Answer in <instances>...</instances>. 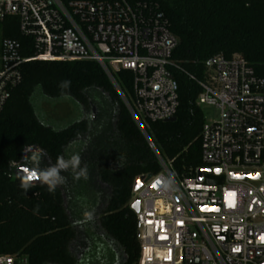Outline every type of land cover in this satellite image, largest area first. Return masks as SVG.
Instances as JSON below:
<instances>
[{
	"label": "built area",
	"instance_id": "2783aa9c",
	"mask_svg": "<svg viewBox=\"0 0 264 264\" xmlns=\"http://www.w3.org/2000/svg\"><path fill=\"white\" fill-rule=\"evenodd\" d=\"M8 17L17 19L27 44L1 42L0 112L24 62L95 61L156 155L160 169L134 178L128 202L135 264H264V78L239 55L213 59L206 78L196 80L195 104L217 108L219 118L200 134L204 166L177 175L145 130L172 119L179 105L168 70L178 39L157 1L0 0V22ZM23 46L33 53L22 56ZM118 71L131 73L127 97ZM165 177L174 181L171 189L162 187ZM0 264L25 260L0 255Z\"/></svg>",
	"mask_w": 264,
	"mask_h": 264
},
{
	"label": "trees",
	"instance_id": "16d2710c",
	"mask_svg": "<svg viewBox=\"0 0 264 264\" xmlns=\"http://www.w3.org/2000/svg\"><path fill=\"white\" fill-rule=\"evenodd\" d=\"M155 1L178 39L168 70L178 85L179 105L172 119L149 122L145 130L173 171L187 175L204 166V120L195 104L200 92L196 80L206 78L216 56L230 59L234 54L264 78V0ZM0 23L1 42L9 38L27 44L16 18ZM32 53L23 46L22 56ZM20 74L0 112V255L22 257L25 264H75L70 251L75 226L87 241L95 240L91 223L97 217L98 226L120 247L119 264H135L136 220L128 204L132 183L136 176L160 169L147 139L97 62L29 60L20 66ZM115 77L124 95H130L131 73L118 71ZM64 80L70 81L67 88L61 86ZM36 90L47 98L70 96L82 107V117L62 128L45 123L31 101ZM91 91L100 98L91 99ZM92 107L95 113L87 120ZM30 147L42 151L51 164L57 156L68 158L67 151L76 148L81 166L87 165L88 179L75 180L67 170L62 173L65 183L54 192L38 182L24 192L16 171L26 165L13 168L10 162L19 161ZM97 182L108 188L98 211L104 198Z\"/></svg>",
	"mask_w": 264,
	"mask_h": 264
},
{
	"label": "rangeland",
	"instance_id": "374dc122",
	"mask_svg": "<svg viewBox=\"0 0 264 264\" xmlns=\"http://www.w3.org/2000/svg\"><path fill=\"white\" fill-rule=\"evenodd\" d=\"M1 28L0 23V47H1ZM90 98H100L97 91H91L88 93ZM31 101L36 112L42 118L45 123L52 125L54 128H62L74 120H78L83 115L82 107L73 100L70 96H61L58 98H47L39 90H36L32 96ZM200 110L202 112L204 125H210L212 122L219 118V111L217 108L209 105H201ZM95 113L94 107L87 113L86 118L90 120ZM27 149H36L30 147ZM73 149V150H72ZM67 151V155L70 156L76 153V148H72ZM42 152V151H41ZM25 151L23 152V155ZM44 160L41 162V166L52 165L47 156L42 152ZM66 158V157H65ZM67 159V158H66ZM24 167L19 166L17 173ZM101 188L104 201L98 205L96 211L103 207L105 198L108 195V188L105 184L97 182ZM64 201L65 197H64ZM98 216V215H97ZM91 223L92 230L96 239H85L81 233V227L75 226L76 237L70 245V251L77 259L75 264H119L122 261V253L120 247L113 241H111L104 233V231L97 224V217ZM22 259V257H20Z\"/></svg>",
	"mask_w": 264,
	"mask_h": 264
},
{
	"label": "clouds",
	"instance_id": "9594fccd",
	"mask_svg": "<svg viewBox=\"0 0 264 264\" xmlns=\"http://www.w3.org/2000/svg\"><path fill=\"white\" fill-rule=\"evenodd\" d=\"M70 81L64 80L61 86L67 88ZM44 156L39 149H25V154L19 161H11L10 166L15 168L18 163L26 165L17 173L19 187L25 192L29 188L36 187V183L46 186L47 191L52 193L58 186L65 183V177L62 175L64 171L71 170L73 179H88L87 165L81 166V157L78 153L70 155L67 159L63 156H57L55 164L41 166ZM174 181L171 177L163 178L164 189H171Z\"/></svg>",
	"mask_w": 264,
	"mask_h": 264
},
{
	"label": "water",
	"instance_id": "95a60500",
	"mask_svg": "<svg viewBox=\"0 0 264 264\" xmlns=\"http://www.w3.org/2000/svg\"><path fill=\"white\" fill-rule=\"evenodd\" d=\"M149 176H150V174L147 177H149ZM198 180H201V170L198 171Z\"/></svg>",
	"mask_w": 264,
	"mask_h": 264
},
{
	"label": "snow or ice",
	"instance_id": "6c2138e0",
	"mask_svg": "<svg viewBox=\"0 0 264 264\" xmlns=\"http://www.w3.org/2000/svg\"><path fill=\"white\" fill-rule=\"evenodd\" d=\"M216 171H220L219 169H217ZM262 239H264V237H262Z\"/></svg>",
	"mask_w": 264,
	"mask_h": 264
}]
</instances>
